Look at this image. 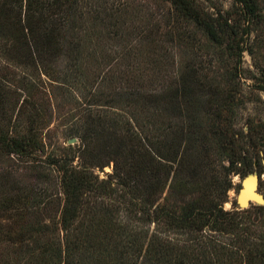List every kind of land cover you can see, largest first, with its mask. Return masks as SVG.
I'll use <instances>...</instances> for the list:
<instances>
[{
	"label": "rangeland",
	"instance_id": "rangeland-1",
	"mask_svg": "<svg viewBox=\"0 0 264 264\" xmlns=\"http://www.w3.org/2000/svg\"><path fill=\"white\" fill-rule=\"evenodd\" d=\"M114 1L123 3L117 13L67 17L58 31L57 51L50 49L52 56L43 54L27 63L22 55L0 54V83L9 100L7 127L23 137L32 121L37 142L33 159H1L0 171L12 169L20 185L50 188L59 200L62 175L49 161L85 168L107 180L114 173V153L121 140H132L133 145L141 140L156 153L174 141L179 156L200 159L204 147L217 148L227 137L242 146L253 170L244 177L259 176L257 188L264 200V0H255L256 16L247 15L236 0H183L201 21L219 33L226 31L221 43L213 42L172 1ZM167 95L177 96L175 104L170 97L161 102ZM85 144L91 154L83 152ZM230 154L228 150L207 154L209 161L216 160L217 176L232 183L223 203L227 211H233L244 178L222 169ZM44 169L51 178L48 185L34 178ZM125 191L105 197L92 193L89 199L91 217L103 216L99 211L103 207L108 221L126 226L111 253L115 259L136 257L134 242L131 247L127 243L142 226L136 199ZM59 212L56 202L41 214V221H56ZM235 212L239 225L234 234L210 232L214 235L207 240V259L196 264H248L249 254L258 264L250 242L264 243V204L251 203L242 210L237 206ZM31 221L25 218L18 224ZM0 226L1 240L16 227L3 218ZM158 229L166 233L163 226ZM102 233L97 226L95 234ZM194 248L192 243L191 255L197 252ZM9 251L0 242V254Z\"/></svg>",
	"mask_w": 264,
	"mask_h": 264
},
{
	"label": "trees",
	"instance_id": "trees-1",
	"mask_svg": "<svg viewBox=\"0 0 264 264\" xmlns=\"http://www.w3.org/2000/svg\"><path fill=\"white\" fill-rule=\"evenodd\" d=\"M166 1H172L183 16L201 25L213 42H222L226 31L219 33L201 21L183 0ZM236 1L247 15L256 16L255 0ZM122 6L123 3L114 0H0V54L22 55L27 63L29 58L33 63L43 54L52 56L54 53L50 49L57 51L58 31L66 24L67 17L97 16L101 11L117 13ZM169 97L167 95L161 102H167ZM176 99L177 96H172L170 102L175 104ZM153 100L157 102L156 98ZM7 105L8 91L0 83V160L11 161V157L18 162L33 159L37 142L32 121L27 135H15L6 124ZM87 138L90 137L82 141ZM91 140L88 142L92 145ZM85 145L83 152L91 154L90 146ZM177 145L174 141L168 142L156 149V153L148 150L141 140L136 141V145L132 140H121L114 153L117 159L114 173L107 180H100L85 168L77 169L60 160L49 161L48 165H57L62 175L63 199L59 200L50 188L20 185L12 169L0 171V218L16 226L2 240L0 236V242L10 248L9 252L0 254L3 257L1 263L196 264L206 261L210 249L207 240L214 235L210 232L233 235L239 225L235 212L237 205L233 204V211L223 207L228 191L233 188L232 183L217 176L216 160L209 161V156L216 155L218 150L231 152L228 166L222 168L227 174L231 172L244 177L253 170L242 146L232 138L225 137L217 148L204 147L202 160L192 154L179 156L174 149ZM36 167L42 168L40 164ZM34 178L47 185L51 182L45 169L38 171ZM115 191L133 194L138 205L142 226L127 243L131 247L134 242V259H115L111 254L121 243L126 226L118 220L108 221L103 207L102 211L99 209L103 216H90L91 194L99 193L105 197ZM56 202L60 209L58 220L42 222L41 214H47ZM100 206L104 204L100 203ZM25 218L32 221L27 225L18 224ZM151 224L152 230L145 227ZM160 225L166 233L158 229ZM97 226L103 228L102 236L95 234ZM2 229L0 226V231ZM179 235L189 239L181 240ZM192 243L197 247L194 248L197 250L195 255L188 252ZM250 248L257 255V263L264 264V243L252 241ZM247 261L256 264L250 254Z\"/></svg>",
	"mask_w": 264,
	"mask_h": 264
},
{
	"label": "water",
	"instance_id": "water-1",
	"mask_svg": "<svg viewBox=\"0 0 264 264\" xmlns=\"http://www.w3.org/2000/svg\"><path fill=\"white\" fill-rule=\"evenodd\" d=\"M259 176L249 174L240 181V189L236 195V204L239 209H246L251 203L263 205V196L258 192Z\"/></svg>",
	"mask_w": 264,
	"mask_h": 264
}]
</instances>
